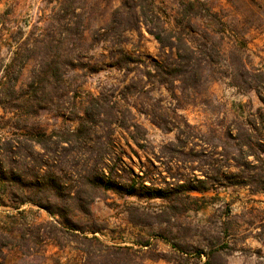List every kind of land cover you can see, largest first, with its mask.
<instances>
[{
  "label": "rangeland",
  "instance_id": "374dc122",
  "mask_svg": "<svg viewBox=\"0 0 264 264\" xmlns=\"http://www.w3.org/2000/svg\"><path fill=\"white\" fill-rule=\"evenodd\" d=\"M7 10L10 11L9 24L5 25L2 15ZM79 12L80 17L61 12L56 0L0 2V76L16 56L13 52H21L29 59L18 85L20 103L25 109L6 112L0 106V139L12 137L8 119L16 116L25 119L32 111L28 110L31 104L35 105L33 111H38L36 118L42 125L50 129L63 125L65 118L59 112L60 92L51 89L43 94L26 95L30 75L42 69L41 62L58 55L57 46L42 45L39 41H48L53 36L57 41L60 32L68 33L69 39L65 54L68 61L62 71L68 73L70 89L77 90L70 94L68 105L81 109L88 94L98 95L112 87L122 90L133 82L128 101L141 110L133 109L147 142H142L141 149L133 145L137 154L124 140L122 143L127 153L125 161L137 172L140 157L143 165L158 175L148 159L156 160L155 154L160 153L162 146L175 141L176 132L162 130L152 118L170 127L187 121L210 139L214 137L213 143H220V134L213 131L232 125V121H244L262 106L256 92L243 84L239 75L255 70L264 73V0H83ZM211 14L218 18L214 19ZM49 17L62 23L50 22ZM138 19L162 35H165L164 29L182 31L189 34L194 45L208 44L211 54L216 55L219 50L224 54L227 62H223L221 56L218 58L220 64L206 70L210 80L207 90L194 95L192 104H187L190 102L180 90L176 94L181 99L177 100L165 87L158 85L155 78L149 80L146 76L152 67L151 59L160 60L162 53L158 41L147 32L144 24H138ZM79 22L85 29L84 38L76 35L77 26L73 23ZM191 30L200 34L209 30L213 32V39H202L200 35L190 34ZM22 43L20 51L18 46ZM120 47L136 55L141 64L130 66L125 72L111 67L112 52L115 54ZM227 65L236 74L235 80L230 78ZM175 113L179 117L176 118ZM178 161L180 173L192 177L188 174L191 159ZM165 162L168 161L165 159ZM156 165L164 167L159 162ZM162 173L166 177V173ZM157 177L161 185L163 179ZM193 195L205 201L198 204L203 205L201 209L191 208L161 223L155 218L148 220L143 215L141 218V212L137 213L135 207L148 208L147 214L157 213L165 204L163 201H140L109 193L92 204L94 217L107 229L97 236L107 244L143 251L144 255L136 257L138 264H264V193L252 195L244 187H219ZM21 211L23 215L17 216L20 223L47 224L53 220L32 205L23 206ZM16 214L17 211L0 204L1 231L11 229L12 216ZM17 229L20 230L16 237L21 244L24 227L20 224ZM28 239L33 245L31 238ZM144 242L150 243L149 247L139 245ZM63 244L64 248L60 249L47 240L38 246V253L35 248L20 250L11 246L0 258V264H87L77 242L65 236Z\"/></svg>",
  "mask_w": 264,
  "mask_h": 264
},
{
  "label": "trees",
  "instance_id": "16d2710c",
  "mask_svg": "<svg viewBox=\"0 0 264 264\" xmlns=\"http://www.w3.org/2000/svg\"><path fill=\"white\" fill-rule=\"evenodd\" d=\"M56 1L60 3L61 12L81 16L79 10L83 0ZM9 16L10 11H5L2 23L9 24ZM211 16L218 18L216 14ZM49 20L62 23L53 17H49ZM139 20L138 24H144L147 32L158 41L162 53L160 60L151 59L152 67L146 76L149 80L155 78V82L165 87L177 100L181 99L176 94L180 90L189 100L187 104H192L194 95L207 90L210 80L206 70L220 64L218 58L221 56L223 62H227L224 54L220 50L215 52L216 55L211 54L208 44L194 45L189 34L182 31L164 29L162 32L165 35H162L145 21ZM73 24L77 26L76 35L84 38L85 29H82L81 23ZM60 33L57 41L54 36L48 41H39L42 45L57 46L58 55L41 62L42 69L30 75L26 95L32 92L43 94L51 89L60 92L59 112L65 118L63 125L56 129L42 125L36 118L38 111H33L35 105L28 100L31 104L28 110L32 111L23 120L21 116L9 118L12 137L0 139V204L17 211L12 216L11 229L0 230V258L11 246L20 250L35 248L38 253V246L47 240L63 249V237L67 236L80 245L78 250L87 264H138L136 257L143 251L116 243L107 244L97 236L103 235L107 229L93 215L92 204L96 199L113 193L120 197H135L140 201L161 200L165 204L157 213L147 214L148 208L141 206L135 207V210L141 212V218H155L162 223L191 208L201 209L203 205L198 204L205 201L193 194H204L219 187H244L252 195L264 193L263 72L245 71L239 75L242 83L256 92L262 106L251 112L244 121H232V125L213 131L220 134V143H213L214 137L210 139L187 121L183 125L174 123L170 127L152 118V122L162 130L176 132L175 141L164 144L160 153L155 154L156 160L148 159L158 175L147 169L140 157L141 165L137 172L125 161L127 153L122 143L124 140L137 154L133 145L141 149L142 142H147L145 131L133 111L141 110L128 101V91L133 82L122 90L112 87L107 92L100 91L98 95L88 94L81 109L68 105L71 103L70 94L77 90L70 89L68 73L62 71L68 61L65 54L69 39L68 33ZM190 34L213 39V32L209 30L204 34L191 30ZM20 45L18 47L22 51L23 43ZM13 54L16 56L0 76V106L6 112L25 109L20 103L18 85L29 59L21 52ZM111 60V67L124 72L130 70V66L141 64L137 56L124 47H120L115 54L112 52ZM227 67L230 68V78L235 80L237 77H234L233 69L229 65ZM180 159H191L188 174L192 177L180 173L181 168L177 167ZM156 162L164 167L161 169ZM162 172L166 173V177ZM157 176L163 179L161 185ZM25 205L45 211L53 220L47 224L20 223L17 216L23 215L21 208ZM20 224L24 227L21 244L18 243L19 237H16ZM28 238H31L33 245H30ZM139 245L149 247L150 243Z\"/></svg>",
  "mask_w": 264,
  "mask_h": 264
}]
</instances>
